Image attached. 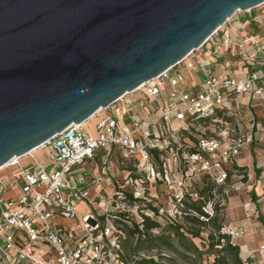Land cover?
I'll list each match as a JSON object with an SVG mask.
<instances>
[{
	"label": "built area",
	"instance_id": "2783aa9c",
	"mask_svg": "<svg viewBox=\"0 0 264 264\" xmlns=\"http://www.w3.org/2000/svg\"><path fill=\"white\" fill-rule=\"evenodd\" d=\"M245 15L250 18L242 21ZM239 61L249 71L234 76L229 71ZM187 71L197 78L196 89L184 85ZM131 93L138 114L129 104L116 106ZM245 94L248 104L256 98L264 106V3L237 11L182 61L96 112L94 133L86 130L89 118L41 145L47 164L30 152L1 167L0 264H126L127 231L117 219L153 218L151 204L175 217L179 211L160 206L158 194L162 185L175 189V172L183 173L170 197L178 204L190 177L208 175L224 186L240 173L237 159L255 130L253 115L245 131L240 127L234 98ZM27 156L35 162L22 164ZM97 159L101 169L87 170Z\"/></svg>",
	"mask_w": 264,
	"mask_h": 264
},
{
	"label": "water",
	"instance_id": "95a60500",
	"mask_svg": "<svg viewBox=\"0 0 264 264\" xmlns=\"http://www.w3.org/2000/svg\"><path fill=\"white\" fill-rule=\"evenodd\" d=\"M264 0H0V168L182 61Z\"/></svg>",
	"mask_w": 264,
	"mask_h": 264
},
{
	"label": "trees",
	"instance_id": "16d2710c",
	"mask_svg": "<svg viewBox=\"0 0 264 264\" xmlns=\"http://www.w3.org/2000/svg\"><path fill=\"white\" fill-rule=\"evenodd\" d=\"M244 178L247 180L246 175ZM199 180L202 185L189 179L175 217L159 214L158 208L151 204L148 206L155 210L153 218L144 216L141 222L135 218L117 219L127 231L121 255L126 264H261L253 261L252 253L244 257L241 246L225 230L221 201H214L213 193L214 190L219 195L223 193V186L208 175ZM159 191L163 192L161 188ZM252 195L257 198L254 192Z\"/></svg>",
	"mask_w": 264,
	"mask_h": 264
},
{
	"label": "crops",
	"instance_id": "0c3cea01",
	"mask_svg": "<svg viewBox=\"0 0 264 264\" xmlns=\"http://www.w3.org/2000/svg\"><path fill=\"white\" fill-rule=\"evenodd\" d=\"M249 71V68L247 64L243 61H239L236 67L231 69L229 71L230 74L237 76L241 74H246ZM184 85L192 87L194 89L197 88V78L195 75L187 71L184 74ZM137 93H131L128 95H125L123 97V100H119L116 103V106L123 105L124 103L130 105V109L133 113L138 114L139 110V105L136 103V97ZM249 102L248 95L245 94L243 96L235 97L234 98V104L235 107L238 111H240V120H241V129L245 131L247 125L249 124L250 117L253 115L255 118V130H254V137L253 141L249 144H247L241 154L239 155L237 159V166L238 167H246L248 169V177L249 180H245L246 182V191L242 192L241 194H235L230 197L229 201V208L232 210V213L237 214V216H240V213L235 210V208H239L242 204H244L245 210L250 211V213H247L246 211H242L243 213L242 216L243 218H239L236 220V224H238V229L239 230V235L237 236H245L247 239L245 241L240 242L238 240V244L241 246L242 245H247L251 249H256L257 248V236H260L261 238L264 239V148L260 149L255 146V141L256 140H261L264 141V106L261 104V102L258 99H253ZM109 113V110H107ZM261 115V116H260ZM97 117L91 118L86 122V126L92 125L94 127V122L96 121ZM176 121V120H174ZM179 122L178 126L182 125V122ZM248 148L249 150V164L247 163H241L240 158L241 155H243V151L245 148ZM43 150V149H42ZM103 153V152H102ZM260 155H262V158H260ZM89 170L88 168H86ZM92 171V170H91ZM90 171V172H91ZM93 172V171H92ZM91 172V173H92ZM106 177V178H105ZM244 177V175H241L240 173L238 175H230L229 176V183H232L231 187L235 188L238 184L237 178ZM110 176H104L102 177V181H109ZM250 192L251 195L254 192L256 195V199H253L252 197H249V200L247 201V193ZM245 201V203L243 202ZM239 211V210H238ZM249 214L251 216H249ZM251 217V218H249ZM234 231H236L234 228H231ZM242 231V232H241ZM236 238V237H234ZM241 243V244H240ZM264 246V244H261L259 249L264 251L261 247ZM255 251V250H254ZM243 256L246 257L249 253H252V259L255 263H260L258 262V257L254 255L253 252H247ZM261 264H264V257H263V262Z\"/></svg>",
	"mask_w": 264,
	"mask_h": 264
},
{
	"label": "rangeland",
	"instance_id": "374dc122",
	"mask_svg": "<svg viewBox=\"0 0 264 264\" xmlns=\"http://www.w3.org/2000/svg\"><path fill=\"white\" fill-rule=\"evenodd\" d=\"M248 18H250V15H245L244 17H241V20L244 21V20H246ZM173 125L175 127H177L179 125V122L174 121L173 122ZM86 130L88 132H91V133H94L95 132L94 131V127L92 125L87 126L86 127ZM191 137H194L195 138V137H197V135H193V136L191 135ZM255 142H256L255 143V146L257 148H260V149H263L264 148V141H261V140L258 139ZM187 143L191 144L190 142H187ZM33 154L36 155L37 160L39 162H42L44 164H47L49 162V154L47 153L46 150H42V148H39V150L37 152H34ZM263 155H264V153H263ZM248 156H249V150L246 147L244 149V151H243V155H241L240 162L241 163H246V164L248 163L249 164V158H248ZM260 158H262V155H260ZM32 162L34 163L35 161H34V159L29 158V156L23 157V159H22V164H29V163H32ZM119 162H121L120 159H119ZM101 165H102L101 160L100 159L99 160L97 159V161L95 160V161L86 163L85 166L89 170H93L97 166H98L99 169H101ZM248 173H249L248 169H245V170H241L240 171V174L241 175H246L247 181L249 180ZM87 174L91 175V172L88 171ZM182 174L183 173H181L179 171H177V172L174 173V175H175L174 180L175 181L173 182V184L175 185L174 186L175 189L171 190L170 188H168L165 185H162V186H160L158 188V190L160 188L163 190V192L158 191V194H159V197H160V206L164 207L167 210H179L180 209L178 203L176 201L171 200L170 197H171V192L178 191L179 190L180 182L182 181ZM71 176H74L75 178H78V174H76L75 172H72L71 173ZM190 178H193L194 179V176L193 177H190ZM201 178H202V176L200 177V179ZM196 179H197L198 183H200V185H202L201 181L197 177H196ZM244 179H245L244 177L237 178L238 184H237V186L235 188H232L231 187L232 183H229V181H227V183L223 186L224 192L219 195V199H221V204L220 205L222 207L221 214L224 215L225 230H228L230 226H232L231 228H234V229L235 228H238L239 227L238 224L235 223L236 220H238L240 217L241 218L244 217V216H242L243 213L241 212V209H242V211H246L245 210V207H244V204H242L241 206H239V208H237V209L235 208V210H237V212L240 213V216L239 217L237 216V214L232 213V210L229 208L230 197L233 196V195H235V194H241L242 192H245L246 191L245 186H246V182L247 181H245ZM228 180H229V178H228ZM188 181H189V179L187 180V183H188ZM152 191L155 192L154 188L152 189ZM168 192H170V193H168ZM247 197H248L247 201L249 200V197H252V195H251L250 192L247 193ZM213 202L210 204V207H212ZM243 202L245 203V201H243ZM77 205H78V207L80 209H83L85 207V203L84 202H78ZM246 212L247 213H250L249 210L246 211ZM249 216H251V215L249 214ZM249 218H251V217H249ZM69 221L70 220H66V221H63V222L64 223H68ZM235 230H236L235 231L236 233L239 232L238 229H235ZM245 236H242V238H241V236H235L236 238L233 237V241L235 243H238V240L240 242L245 241V239H247ZM257 240H258V243H257V248L256 249H253V248L251 249L249 246L242 245L240 243L241 244V250H242V252H244V254L247 253V252H253L254 255H256L258 257V262L262 263L263 262V257H264V251L260 250L259 247H260L261 244H264V239L261 238L260 236H257ZM196 242L199 245L201 244V241L199 239L196 240Z\"/></svg>",
	"mask_w": 264,
	"mask_h": 264
},
{
	"label": "bare ground",
	"instance_id": "6f19581e",
	"mask_svg": "<svg viewBox=\"0 0 264 264\" xmlns=\"http://www.w3.org/2000/svg\"><path fill=\"white\" fill-rule=\"evenodd\" d=\"M38 150H39V148H37V149L33 150V151H32V153H34V152H37Z\"/></svg>",
	"mask_w": 264,
	"mask_h": 264
}]
</instances>
